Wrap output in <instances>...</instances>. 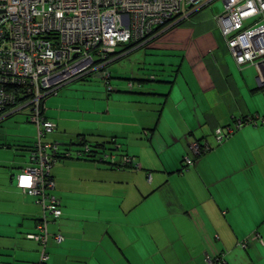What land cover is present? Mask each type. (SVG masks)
<instances>
[{
	"label": "crops",
	"instance_id": "obj_1",
	"mask_svg": "<svg viewBox=\"0 0 264 264\" xmlns=\"http://www.w3.org/2000/svg\"><path fill=\"white\" fill-rule=\"evenodd\" d=\"M208 12L161 36L164 46L144 47L173 51L175 59L154 63L162 84L135 88L132 82L131 91L152 100L145 109L130 94L104 93L87 112L64 106L61 94L56 104L44 101L43 114L57 128L46 139L72 150L85 139L138 164L117 169L72 157L52 167L62 215L48 231L64 239L58 244L50 237L47 264H214L222 253L227 264H264L263 73L234 61ZM169 36L179 40L169 44ZM248 114L259 119L256 126L216 141V128ZM35 138L31 125L0 124V264L39 258L38 244L26 235L35 231L41 208L15 178L28 166ZM192 142H206L210 150L194 157ZM184 155L195 158L190 166Z\"/></svg>",
	"mask_w": 264,
	"mask_h": 264
},
{
	"label": "built area",
	"instance_id": "obj_2",
	"mask_svg": "<svg viewBox=\"0 0 264 264\" xmlns=\"http://www.w3.org/2000/svg\"><path fill=\"white\" fill-rule=\"evenodd\" d=\"M214 1L0 0V122L27 109L26 117L37 130L29 164L15 177L16 187L33 196L42 212L36 232L27 235L39 243L35 264H47L49 220L62 214L60 200L52 193L51 176V169L59 160L75 157L108 163L117 169L138 168L131 155L121 154L116 160L111 148L95 149L84 141L72 150L61 141L45 140L57 129L55 122L43 114L45 97L92 71H102L106 64L130 50L149 47L154 39L179 27ZM222 2L223 10L214 21L227 49L239 66L250 63L264 78V0ZM125 44L133 47L109 56ZM109 76L104 70L106 84H110ZM128 86L131 88L132 83ZM232 121L214 130L218 143L243 125L256 126L259 119L248 114ZM190 147L194 157L210 150L206 142H192ZM194 159L183 156L185 166ZM52 236L57 243L64 239L58 233ZM213 263L227 264L224 253Z\"/></svg>",
	"mask_w": 264,
	"mask_h": 264
},
{
	"label": "rangeland",
	"instance_id": "obj_3",
	"mask_svg": "<svg viewBox=\"0 0 264 264\" xmlns=\"http://www.w3.org/2000/svg\"><path fill=\"white\" fill-rule=\"evenodd\" d=\"M207 9L209 10L208 14H210L211 19H213L215 16L219 15L223 10L222 0L214 1L208 6ZM161 36H164V34ZM161 36L154 39V42H152L150 46H164L165 40ZM167 40L168 43L171 44V42L176 43V40L179 39H177L176 36L173 39H170L169 36ZM157 51L158 50L156 49H147L144 47H139L138 49L133 50L130 53L128 51L124 56H121L119 59L106 64V68L102 71H92L90 76H87L86 79H75L71 82H68L66 85L59 88L56 91V94H52L45 97L44 101L47 102L49 99H52L48 101V104H56L58 101H60L58 99H62V101L60 102L64 103V106L78 104V107L73 106L71 108H78L79 110L81 109L87 112L94 109L93 103H91L92 99H95L98 96L101 97L102 95H104V93H107L109 96H116V94H130V96L138 95L137 100H141L144 102L145 109V102H151V98H149V96L143 97L142 95L139 97V94L141 92L138 93L135 91H131L132 89L128 86V84L129 82H133V86L135 88H137V85L139 83L142 84L144 87L148 88L152 84H162L161 81L163 79V76L160 71L161 67L160 65H155L154 63L156 61H163L164 64L168 65L167 63L174 62L175 59L173 60L170 58V54H173V51L165 50L166 55L164 53L160 54V51ZM104 70H106V72L110 75V84H106V78L102 77ZM120 87H122L123 89H117ZM57 94L61 95L56 96ZM55 96L58 97V99H53L56 98ZM128 99L131 101L135 100L134 97H128ZM126 109L127 111H122V113L125 112L126 117L131 116V109L129 108V106ZM26 114L27 109H21L20 111L9 116V118L2 120L0 124H2V127L5 128L9 126L21 125H31L35 128L34 124L30 123L29 121L28 124L26 121H24V116H26ZM74 116L78 115L74 114ZM189 152L193 154L191 147H188V153ZM120 156L121 154L118 155V157H115V159L118 160Z\"/></svg>",
	"mask_w": 264,
	"mask_h": 264
},
{
	"label": "trees",
	"instance_id": "obj_4",
	"mask_svg": "<svg viewBox=\"0 0 264 264\" xmlns=\"http://www.w3.org/2000/svg\"><path fill=\"white\" fill-rule=\"evenodd\" d=\"M133 46L131 45V44H125V46L123 47V46H121V47H119L118 49H116V51L114 52V54H109V56L110 57H114V55L115 54H120V53H123V52H125L127 49H129V48H132ZM87 76H90V75H86V76H82V77H80L79 79H86L87 78ZM43 113H44V111H43ZM36 133H37V130H36ZM49 134H51V133H49ZM48 135V134H47ZM47 135H46V137H47ZM46 137H45V140H46ZM36 139V138H35ZM35 141V140H34ZM85 141V139H79L78 138V140L77 141H75L76 143H74V144H77L78 146H80V145H82V143ZM35 143V142H34ZM34 145V144H33ZM33 147V146H32ZM31 147V148H32ZM65 147L66 148H70V144H66L65 145ZM93 147V146H92ZM95 149H97L96 147H94ZM88 156V155H87ZM89 157V156H88ZM54 191V190H53ZM53 193V192H52ZM54 194V193H53ZM55 195V194H54ZM33 197V196H32ZM34 198V197H33ZM59 207V209H60V205L58 206ZM61 211V210H60ZM62 215V214H61ZM61 217V216H60ZM59 218V217H58ZM40 219H41V216L39 217V219L37 220V222H39L40 221ZM53 219H57V218H51V220H49V223L53 220ZM36 225V227H37V223L35 224ZM50 225V224H49ZM36 227H35V231L34 232H32V233H35L36 232ZM48 228H49V226H48ZM49 232V231H48ZM29 234V233H28ZM27 234V235H28ZM50 234V233H49ZM27 235H26V237H27ZM50 237H52L53 238V236L52 235H50ZM50 239V238H49ZM54 239V238H53ZM32 240H34V239H32ZM35 241V240H34ZM49 241V240H48ZM55 241V240H54ZM56 242V241H55ZM36 243L38 244V246H39V243L36 241ZM57 243V242H56ZM48 244V243H47ZM59 244V243H58ZM46 248H47V246H46ZM47 251H48V248H47Z\"/></svg>",
	"mask_w": 264,
	"mask_h": 264
}]
</instances>
